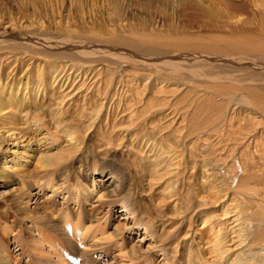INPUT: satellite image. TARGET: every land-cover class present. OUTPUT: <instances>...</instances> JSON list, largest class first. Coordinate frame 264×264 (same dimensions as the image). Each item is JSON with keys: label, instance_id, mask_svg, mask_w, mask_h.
Returning a JSON list of instances; mask_svg holds the SVG:
<instances>
[{"label": "bare ground", "instance_id": "obj_1", "mask_svg": "<svg viewBox=\"0 0 264 264\" xmlns=\"http://www.w3.org/2000/svg\"><path fill=\"white\" fill-rule=\"evenodd\" d=\"M80 1L73 3L82 8ZM254 6L264 11V0ZM15 24L0 17V187L13 192L0 196V264H33L39 250L65 263L41 228L48 211L55 232L113 242L123 264H160L126 241L128 219L160 243L161 264H264V31L230 40L137 32L104 40L93 32L54 37L33 20ZM203 82L212 83L205 93ZM99 162L108 168L98 170ZM120 166L137 216L106 186ZM74 167L92 168L90 186ZM57 173L65 185L74 181L62 193L66 204L53 197L29 207L34 196L59 193ZM95 191L100 204L86 213L79 197ZM118 204L115 234L103 222L95 234L85 224L105 221ZM24 221L37 234L33 245ZM14 241L20 255L11 253Z\"/></svg>", "mask_w": 264, "mask_h": 264}, {"label": "rangeland", "instance_id": "obj_2", "mask_svg": "<svg viewBox=\"0 0 264 264\" xmlns=\"http://www.w3.org/2000/svg\"><path fill=\"white\" fill-rule=\"evenodd\" d=\"M73 1L76 0H0V17L4 19L5 23H16L15 25L18 26V28L21 26L19 23L26 20H33L38 24L40 23L43 30L53 34L54 37L70 31L76 34H84L85 36L91 35V32H93L104 40H109L112 37H132L131 32H137L139 35L143 34L147 37L161 36L162 39H179L188 36L191 39L194 37H219L230 40L244 37H262L263 35L261 34L264 31V22L261 20L263 18L260 14L264 13V11L255 8V0H81L80 5H82L83 10L79 8V6L77 7L76 5L79 4L75 5ZM245 23H247V25ZM261 26L263 29L260 28ZM241 27L248 30L250 29L252 32L246 34L244 31L240 32L239 29H241ZM4 29L5 28L0 26V32L3 33ZM15 31L9 30V32ZM127 68L129 67H126L125 70H127ZM130 71H133L132 68H130ZM190 85L192 86V83ZM190 85L184 88L188 87L187 89H189ZM209 85L203 82L200 84L203 89L199 85L198 88H201V91L204 90L205 93L207 90L205 87L207 88ZM197 96L200 95L197 94ZM176 102L177 101L173 102V105H176ZM190 102L189 100L188 103ZM77 164L76 162L74 163L77 168L78 166L80 167V165ZM76 167H74V169L76 175L79 177V181L83 182V186H90L92 184V168H86V170H89L81 172L80 169L78 171ZM97 168L98 170H105L108 167L99 162L97 163ZM112 168V173L116 179L113 184L110 183L111 181L109 183L107 182L106 186L111 185L108 187V190H110L109 192H112V196L119 194L121 197L123 196L122 198L125 197V200H130V202H128L129 210L133 212L134 216H137L133 204L136 200V196L131 198L132 195L128 197V195L125 194V190L129 186V178L126 175L127 172H125L123 166ZM81 169L83 170L84 168L82 167ZM98 172L96 174L94 173V178L98 176ZM64 179L65 177L60 178L57 173L54 181L59 187H62L59 193L56 196H51L52 191L48 190L45 195L44 193L37 196L32 194V196H34L33 202L29 203V207L33 209L35 207L34 205L37 203L38 206L42 208V206L44 207V204L48 203V201L50 202V199L53 197L56 198L53 204H57L59 208L63 207V205L66 204V200L62 196V193L64 194L69 191V188L74 184L72 178H69V182L65 185ZM6 186L0 187V196L2 195L8 198L11 197L10 195L13 194V192L12 186ZM96 188H98L99 191L101 190L97 185ZM34 193L37 194L38 192ZM98 196L99 194L95 191L90 198H85L83 196L79 197L84 201L83 206L86 213L89 212L91 207L96 208L99 206L98 204H100V202ZM107 201L109 200L107 199ZM69 206L71 209H75L74 203L71 202ZM105 208L109 210L108 207ZM121 210H123V208H121V204H118L111 212V215L108 214L105 221H99V218H94L92 216L91 220H93L91 222L86 221L85 224L87 223L91 226L95 234V230L97 233L98 227H100L99 223L103 222L102 224H107L106 234H115L114 225L116 221L120 220V215L122 214ZM36 212L39 213L40 217L43 216L40 211L37 210ZM45 214H47V216ZM45 214L44 217L48 220L46 219L47 222L45 221V224H42L41 228H43L42 230L44 233L49 235L48 237H50L55 244L57 243L55 253L61 252L62 255H60L65 260L64 264H77V261H81L80 264H82V262L86 263L88 260H91V264L122 263L118 250L113 246V242H96V244L95 240L97 238L94 240L85 239V242H81L80 239L82 236L71 238L72 235L66 232L64 235H61L54 231L53 227L56 226V222L50 216V212L48 211ZM123 222L126 224L127 228H131L132 230L128 232L126 241L132 244H140L142 252H145L147 255L152 254L156 261L161 264L165 258L161 256L162 253L158 252L159 250H163V248H159L160 243L157 239L150 236H146V239H143L144 237L141 236L145 233L144 226L141 225L138 227L133 219H128ZM23 225H25L22 226L23 228H29L28 233H24L25 236L23 237L25 241L30 240V242H32L31 245H33L34 243L32 240L34 237H37V234L33 233L32 224L24 221ZM45 225L50 226L49 228L51 229L48 230V227ZM90 230L91 229H89V231ZM29 236H31V238ZM114 241H116V239ZM90 245L91 247H89ZM10 248L11 253L14 255H20L22 253V250H18L20 246H18V243L15 241L10 244ZM44 248L47 250L48 247L44 245ZM128 248L129 247H127V249ZM37 252L38 254L32 252L30 256L33 258V261L40 263L41 259L43 264H57V258L53 254L50 256L53 258L52 260L48 257H42L44 253L49 255L52 252L43 251L42 253V250ZM163 258L164 260H162ZM35 262L32 263L36 264ZM24 264H26V262ZM133 264H138V262Z\"/></svg>", "mask_w": 264, "mask_h": 264}]
</instances>
